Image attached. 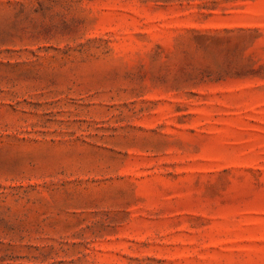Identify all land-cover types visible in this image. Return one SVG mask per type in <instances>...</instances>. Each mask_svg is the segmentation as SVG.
<instances>
[{"label":"rangeland","instance_id":"rangeland-1","mask_svg":"<svg viewBox=\"0 0 264 264\" xmlns=\"http://www.w3.org/2000/svg\"><path fill=\"white\" fill-rule=\"evenodd\" d=\"M0 264H264V0H0Z\"/></svg>","mask_w":264,"mask_h":264}]
</instances>
